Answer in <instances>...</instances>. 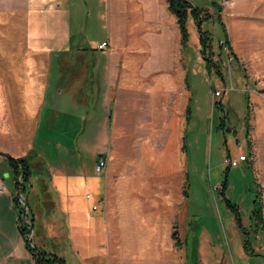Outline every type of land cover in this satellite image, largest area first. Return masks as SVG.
Returning <instances> with one entry per match:
<instances>
[{"label": "crops", "instance_id": "obj_1", "mask_svg": "<svg viewBox=\"0 0 264 264\" xmlns=\"http://www.w3.org/2000/svg\"><path fill=\"white\" fill-rule=\"evenodd\" d=\"M187 21L194 23L190 17ZM103 41L107 46L99 49ZM182 51L177 18L166 0H0V159L3 154L34 156L32 194L37 199L43 178L53 204L47 210L36 204L39 235L49 236L46 227L55 217L51 190L65 189L62 176H56L43 160V150L34 145L39 136L55 131L58 136H98L100 113L102 129L115 137L113 152L103 155L109 186L104 213L121 217V222L130 214L124 190L130 164L122 161L118 164L123 166H115L116 154L129 148L137 149L140 170L153 169L144 172L150 176L140 184L149 192L144 200L162 199L171 191L172 180L184 172L183 134L191 112ZM263 120L264 109H259L256 132L247 135L254 152L249 146L247 159L239 165L244 163L256 177L263 220L254 246L264 264V147L259 146L264 127L258 126ZM83 145L93 160L85 166L61 163L64 169H75L71 175L80 176L79 185L86 168L91 169L103 152L97 139ZM13 192L8 185L0 191V264H35L18 229ZM152 209L150 204L139 214H154ZM121 228L126 232L123 224ZM154 243L155 248L162 247ZM40 244L55 252L49 244ZM112 248L119 249L120 264L130 262V253H138L130 245Z\"/></svg>", "mask_w": 264, "mask_h": 264}, {"label": "rangeland", "instance_id": "obj_2", "mask_svg": "<svg viewBox=\"0 0 264 264\" xmlns=\"http://www.w3.org/2000/svg\"><path fill=\"white\" fill-rule=\"evenodd\" d=\"M187 1L211 15L209 21H202L201 30L210 33L212 60L218 62L222 76L207 68L200 53L202 45L196 24L187 21L189 39L180 58L187 70L191 112L183 134L184 172L172 180L170 192L163 193L162 199L144 200L149 192L140 184L150 176L144 172L153 169L140 170L135 147L117 153L116 167L127 161L130 164V175L124 185L130 214L121 222V217L104 213V196L109 188L107 164L96 174L92 161L81 185L80 176L71 175L75 169L61 167L65 161L72 166L80 163L85 166L93 160L83 145L86 141L90 144L97 139L99 150L104 152L101 156L113 152L115 137L102 129L101 113L98 136H58L55 131L49 136H39L34 145L35 150H43V160L52 166L56 176H62L61 186L65 189L51 188L57 204L52 212L55 217L48 218L49 236L43 233L37 242L54 247L66 264H120L119 249L112 247L125 245L138 252L130 253L131 260L126 264L133 261L136 264L138 260L146 261L145 264H263L256 255V233L250 220L253 200H260L256 177L244 163L228 167L224 159L228 155L249 154L253 142L247 135L256 132V112L264 109V98L259 92L264 90V0ZM218 6L226 36L215 19ZM215 89H225L223 96L213 97ZM258 98L263 100L261 104ZM218 99L222 101L221 107L216 103ZM260 123L258 126L263 128L264 120ZM259 146L264 147V136L259 135ZM225 173L223 196L221 182ZM64 177L69 178L66 184ZM0 178L14 191L10 168L3 158ZM224 198L237 206L241 228ZM150 204L154 214L140 215ZM35 216L39 218L38 212ZM32 237L34 240L33 234ZM154 242H160L162 247L155 248ZM244 243L255 254L246 252ZM110 250L114 253L110 254Z\"/></svg>", "mask_w": 264, "mask_h": 264}, {"label": "trees", "instance_id": "obj_3", "mask_svg": "<svg viewBox=\"0 0 264 264\" xmlns=\"http://www.w3.org/2000/svg\"><path fill=\"white\" fill-rule=\"evenodd\" d=\"M168 3V7L170 11L176 16L177 23L179 26L180 31V37H181V44L184 47L189 39V32L187 29V18L190 17L194 24H196L197 31L199 33V39L201 43V56L206 61L207 68L210 70V68L215 69L217 74L221 75V69L218 65V62H213L212 57L214 52L211 50V44H210V33L202 31L201 30V23L202 21L206 20L209 21L211 18V15L205 11V9H200L192 3H190L187 0H166ZM217 15L215 16V19L218 23L221 24L223 28V32L226 36V29L221 21V10L220 7H217ZM213 16V15H212ZM214 17V16H213ZM226 45L230 49L229 45L227 44V37H226ZM260 93L264 94V90H260ZM218 107H221V103L216 102ZM2 154V153H0ZM4 160L8 164L10 168V172L12 175L13 180V196L12 201L14 204V208L16 209L17 213V221H18V229L20 231V234L24 238V244L31 254V257L34 260L35 264H66V260L63 256L58 255L53 250H48L46 248V245H41L37 242V239H39V234L37 231V218L35 216V213L38 210L37 203H41L42 207L44 209H50L53 204L52 200L50 199L49 194L47 193V182L41 178L38 181V187H39V194L37 195V199L32 194L31 188H32V176H33V166L34 163H31V160L33 159L32 153H28L25 156L22 157H11L7 154H3ZM228 168V167H227ZM227 183V173L224 174V178L221 182V194L224 196V190ZM21 194V197L23 198L26 206V216L25 220H21V214L24 210V205L20 201L19 195ZM225 200L226 205L230 208L231 212L235 216V219L238 223V226L241 228V218L239 216L238 208L236 205L231 204L229 200ZM250 220L254 225V232L257 233L259 229L262 227V202L260 200H253V209L250 214ZM34 240L28 239V235L32 233ZM173 237V236H172ZM247 244L244 243V250L246 252H252L251 254H255V251L250 247L248 248L246 246ZM256 255H259L256 253Z\"/></svg>", "mask_w": 264, "mask_h": 264}, {"label": "built area", "instance_id": "obj_4", "mask_svg": "<svg viewBox=\"0 0 264 264\" xmlns=\"http://www.w3.org/2000/svg\"><path fill=\"white\" fill-rule=\"evenodd\" d=\"M107 46V42L106 41H103L101 43H99L97 45V47L99 49H102V48H105ZM227 51V50H226ZM224 91V89L220 90V89H215L214 92L212 93L213 97L215 98H218L222 95V92ZM247 159V155L246 154H239L237 155L236 157H232L230 155H228L225 159H224V163L228 166V167H237L239 165V163L241 161H244ZM106 164H107V159L106 157H103V156H99L96 163H95V172L96 174H100L101 171L103 169H105L106 167ZM4 188V184H3V181H2V178H0V191H2ZM86 197H89V194H86ZM94 208V207H93ZM22 221H24L22 218H21ZM32 238V233H30L28 235V239H31Z\"/></svg>", "mask_w": 264, "mask_h": 264}, {"label": "water", "instance_id": "obj_5", "mask_svg": "<svg viewBox=\"0 0 264 264\" xmlns=\"http://www.w3.org/2000/svg\"><path fill=\"white\" fill-rule=\"evenodd\" d=\"M20 198H21L20 200H21L22 204L24 205V210L21 214V218L24 220L25 216H26V206H25V202H24L23 198L22 197H20Z\"/></svg>", "mask_w": 264, "mask_h": 264}]
</instances>
